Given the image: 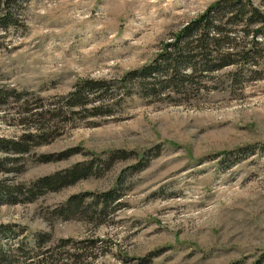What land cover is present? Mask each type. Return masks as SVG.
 Segmentation results:
<instances>
[{
	"label": "rangeland",
	"instance_id": "rangeland-1",
	"mask_svg": "<svg viewBox=\"0 0 264 264\" xmlns=\"http://www.w3.org/2000/svg\"><path fill=\"white\" fill-rule=\"evenodd\" d=\"M215 1L0 0V139L38 135L26 153L0 149L4 264L35 263L25 251L39 244L54 264H264V60L261 79L233 83L230 66L161 98L121 91L111 115L57 113L80 81L152 62ZM120 151L128 157L106 169ZM141 158L149 163L136 170ZM91 163L75 183H38ZM110 189L121 205L96 214ZM84 193V209L63 210Z\"/></svg>",
	"mask_w": 264,
	"mask_h": 264
},
{
	"label": "trees",
	"instance_id": "trees-1",
	"mask_svg": "<svg viewBox=\"0 0 264 264\" xmlns=\"http://www.w3.org/2000/svg\"><path fill=\"white\" fill-rule=\"evenodd\" d=\"M16 2L17 0H7V5L9 7L10 4H14L15 7L18 4ZM261 4L264 5V0H261ZM12 16V11H6L2 16L1 23L5 28L9 26ZM261 60H264V9L256 4L255 0H217L198 18L188 22L166 39L162 43L161 52L152 62L127 72L116 81L93 78L80 81L68 96L63 98L61 105L59 100L57 113L58 115L66 113L63 108L67 107L68 114L111 115L113 107L121 100L119 96L121 91L130 96L131 91L139 88L147 96L161 98L169 90L175 91L180 86L187 88L198 82L200 77L208 78L213 72L230 66L238 68L230 79L233 83L238 80L239 74L246 76L245 79H261L263 71L258 69ZM2 95L4 93L0 89V97ZM47 112L48 110L32 114L43 115ZM39 129L41 127L37 130L40 131ZM37 136L36 133L29 132L18 140L0 139V149L26 153L34 145L32 142ZM248 148L247 145L239 149L244 151ZM67 154L68 152H64L61 156ZM127 157V153L123 151L112 154L105 161L106 169ZM148 163L149 161L145 162V158H141L135 169L140 170ZM92 172V163L84 166L77 164L64 172L45 176L38 183L43 188H58L75 183ZM39 190L41 192L43 189ZM16 191L20 195L29 193L30 199H34L38 194L33 189ZM91 195L93 193L71 196L63 210L71 214L78 213V210L81 211L85 207V198ZM98 195L96 206L101 207L96 210V214L106 213V209L114 202L116 203L113 209L121 205L122 195L119 189H110ZM3 198H5L3 191H0V199ZM17 199L19 197L16 196L12 200ZM41 248L39 244L35 248H29L25 253L33 254V258L41 256L38 261L33 260L32 263L35 262L33 264H42L49 259L53 260L49 261V264H54V261H57L55 253H51L50 250L40 251ZM7 260L8 257L0 253V264Z\"/></svg>",
	"mask_w": 264,
	"mask_h": 264
}]
</instances>
